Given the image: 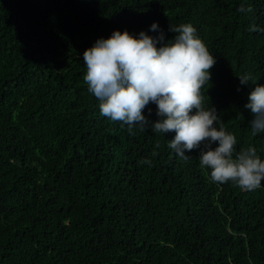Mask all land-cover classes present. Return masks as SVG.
<instances>
[{
	"label": "trees",
	"instance_id": "obj_1",
	"mask_svg": "<svg viewBox=\"0 0 264 264\" xmlns=\"http://www.w3.org/2000/svg\"><path fill=\"white\" fill-rule=\"evenodd\" d=\"M154 22L165 41L195 27L216 59L204 106L234 156L264 159L238 79L264 85V0H0V264H264V180L212 182L199 149L182 159L174 132L130 134L88 91L84 51L115 30L156 37Z\"/></svg>",
	"mask_w": 264,
	"mask_h": 264
},
{
	"label": "clouds",
	"instance_id": "obj_2",
	"mask_svg": "<svg viewBox=\"0 0 264 264\" xmlns=\"http://www.w3.org/2000/svg\"><path fill=\"white\" fill-rule=\"evenodd\" d=\"M150 30L158 31V36L141 31L137 37L127 30H115L84 51L83 80L98 100L101 116L127 125L130 134L150 129L165 137L174 132L167 147L182 159L189 158L186 152L199 149L200 167L210 170L212 182H231L244 191L259 188L264 180V159L251 145L234 156L237 137L224 128L214 106H204L201 90L211 80L216 59L196 35L195 27L190 23L169 25L175 36L168 41L158 23ZM238 79L240 85L254 86L244 106L253 116L248 123L251 134L264 133V85L251 74ZM150 103L156 105V120L150 119L151 108L144 115ZM159 148L157 143L155 149ZM155 149L152 157L158 155ZM138 163L151 166L152 160Z\"/></svg>",
	"mask_w": 264,
	"mask_h": 264
}]
</instances>
